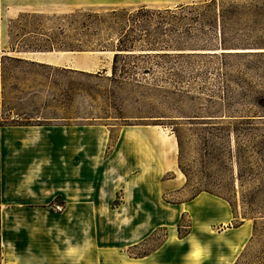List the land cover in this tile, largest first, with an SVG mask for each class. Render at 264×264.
I'll return each mask as SVG.
<instances>
[{
	"label": "rangeland",
	"instance_id": "obj_1",
	"mask_svg": "<svg viewBox=\"0 0 264 264\" xmlns=\"http://www.w3.org/2000/svg\"><path fill=\"white\" fill-rule=\"evenodd\" d=\"M143 7L184 9L149 27L181 47L121 56L114 78L113 51L70 50L114 44L78 35L87 15ZM102 147L124 205L85 212L79 155ZM193 239L200 264H264V0H0V264H184Z\"/></svg>",
	"mask_w": 264,
	"mask_h": 264
},
{
	"label": "trees",
	"instance_id": "obj_2",
	"mask_svg": "<svg viewBox=\"0 0 264 264\" xmlns=\"http://www.w3.org/2000/svg\"><path fill=\"white\" fill-rule=\"evenodd\" d=\"M183 10L184 9L180 7L177 10L165 9L162 12H159L149 11L143 7L132 13L112 11L104 17L87 15L89 21L87 24H84V22H77L78 27L83 29V32L78 33V35H83L84 33H87V30H90V34L96 36L98 27L107 25V28L105 29L109 30L110 33H115L114 44H103L104 41L108 40L106 37L103 39L100 38L99 43L95 44L91 43L90 40L85 42L78 41L79 43L70 48V50H80L82 48L91 47L100 51H113L111 77L114 78L117 71L121 74H125L127 68L126 63H124L119 65L120 67L117 69V59L121 56H133L136 51H158L156 49L181 47L179 40L175 38L177 33H173V30H168V32H172L173 34H170V36L169 34L166 35L169 39L166 40L162 39V37L153 35L149 31V27L152 25L155 18H161L165 20L167 24H172L173 26L178 27L179 24H182V22L186 20V17L181 15ZM177 11H179L178 14ZM92 44L94 45L92 46ZM149 53L150 52H144L139 55H148ZM177 145L178 148H180L179 142H177Z\"/></svg>",
	"mask_w": 264,
	"mask_h": 264
},
{
	"label": "crops",
	"instance_id": "obj_3",
	"mask_svg": "<svg viewBox=\"0 0 264 264\" xmlns=\"http://www.w3.org/2000/svg\"><path fill=\"white\" fill-rule=\"evenodd\" d=\"M103 148L104 147H102L99 152L97 150L91 152L84 149L81 155H79V158L81 159L82 163L78 171V180L74 182L75 185L72 189L74 190V195L71 198H73L75 206L79 209L85 210V212L91 209L93 206L104 207L105 205H109L114 202V200L119 201L116 205H112L114 207V210H118L120 206L124 205V183H126L127 180L124 178L123 171L120 172V168L118 166L115 167L113 164H110L112 165L111 167L109 165H106L104 162L101 165L97 166L93 165L92 163V161L97 158L99 153H103ZM112 153L113 152H111V155ZM110 159L111 156L107 158V160L109 161ZM82 168H90L91 173L95 174L94 178L90 179L82 177ZM173 168V163L171 161H167L164 173L172 171ZM110 170H112V172H110ZM132 177L136 176L133 175ZM120 179H124V182H120ZM54 190L58 191L59 188H55L54 186ZM132 191H135V186L132 187ZM55 196L56 195L54 194L52 198H55ZM118 197L120 198L118 199ZM226 220L227 218L224 221Z\"/></svg>",
	"mask_w": 264,
	"mask_h": 264
},
{
	"label": "bare ground",
	"instance_id": "obj_4",
	"mask_svg": "<svg viewBox=\"0 0 264 264\" xmlns=\"http://www.w3.org/2000/svg\"><path fill=\"white\" fill-rule=\"evenodd\" d=\"M127 129H133L132 126H128L126 127ZM169 205V204H168ZM173 206V205H170ZM171 239H176L175 233L174 231H171V235H170ZM190 237H188L187 239H189ZM191 244H192V250L191 253L189 254V252L185 255V263L184 264H200V260H199V253H198V245L196 242V239H193L192 241L190 240ZM74 248H70V251L73 253L74 252ZM120 260L117 264H139L140 260L142 259H133L128 257L127 255H125L124 253L119 254ZM116 264V263H115Z\"/></svg>",
	"mask_w": 264,
	"mask_h": 264
},
{
	"label": "built area",
	"instance_id": "obj_5",
	"mask_svg": "<svg viewBox=\"0 0 264 264\" xmlns=\"http://www.w3.org/2000/svg\"><path fill=\"white\" fill-rule=\"evenodd\" d=\"M55 210L60 211L61 210V206L60 205H56L55 206Z\"/></svg>",
	"mask_w": 264,
	"mask_h": 264
}]
</instances>
